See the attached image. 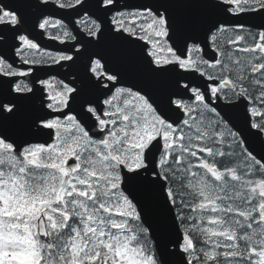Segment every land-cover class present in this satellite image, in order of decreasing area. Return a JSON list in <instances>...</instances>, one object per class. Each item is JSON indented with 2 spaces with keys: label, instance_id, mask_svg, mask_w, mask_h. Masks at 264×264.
Here are the masks:
<instances>
[{
  "label": "snow or ice",
  "instance_id": "obj_1",
  "mask_svg": "<svg viewBox=\"0 0 264 264\" xmlns=\"http://www.w3.org/2000/svg\"><path fill=\"white\" fill-rule=\"evenodd\" d=\"M0 264H264V0H0Z\"/></svg>",
  "mask_w": 264,
  "mask_h": 264
}]
</instances>
